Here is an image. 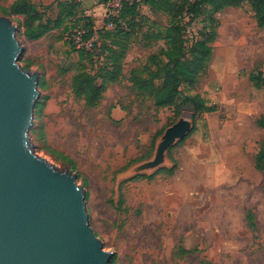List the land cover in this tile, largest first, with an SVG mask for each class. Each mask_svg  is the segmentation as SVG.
<instances>
[{
  "label": "rangeland",
  "instance_id": "374dc122",
  "mask_svg": "<svg viewBox=\"0 0 264 264\" xmlns=\"http://www.w3.org/2000/svg\"><path fill=\"white\" fill-rule=\"evenodd\" d=\"M12 1L0 0V15L16 26L23 47L19 65L37 72L42 83L37 99L42 106L33 110L28 133L32 149L60 170L76 173L89 225L112 252V264H264V169H255L253 162L264 137L255 122L264 114V86L255 87L249 79L250 72L264 74V26H256L249 4L214 14L218 25L211 58L194 84H180L177 102L200 94L217 110L193 116L188 106L178 113L174 106L155 107L151 96L131 85V71L155 68L148 57L166 47L153 35L169 24L167 13L141 3L136 17L141 26L128 36L106 38L98 32L113 28L105 26L104 17L114 12V0H101L107 10L100 14L77 0L74 14L62 25L29 39L23 34V16L1 9ZM31 1L43 20L56 17L59 0ZM207 14L184 18L187 46L212 28ZM83 16L93 23V51L76 49L70 39ZM114 42V49H124L122 76L106 85L96 106H86L73 92L72 76L85 69L99 83L109 66L104 43ZM180 119L188 122V133H168ZM162 137L168 138L162 159L152 164ZM169 145L176 162L172 175L132 179L160 165L171 167ZM248 212L254 227L246 219Z\"/></svg>",
  "mask_w": 264,
  "mask_h": 264
},
{
  "label": "water",
  "instance_id": "95a60500",
  "mask_svg": "<svg viewBox=\"0 0 264 264\" xmlns=\"http://www.w3.org/2000/svg\"><path fill=\"white\" fill-rule=\"evenodd\" d=\"M22 50L16 26L0 15V264H109L112 252L89 225L76 173L32 149L38 73L19 65ZM189 130L180 119L167 132L182 137ZM167 141H156L152 164L162 159Z\"/></svg>",
  "mask_w": 264,
  "mask_h": 264
},
{
  "label": "trees",
  "instance_id": "16d2710c",
  "mask_svg": "<svg viewBox=\"0 0 264 264\" xmlns=\"http://www.w3.org/2000/svg\"><path fill=\"white\" fill-rule=\"evenodd\" d=\"M80 1V0H79ZM77 0L57 1L58 13L52 19L43 20L42 15L36 9L31 0H13L8 7H1L5 12L11 14H19L23 16L22 26L23 34L29 39H38L46 32L62 25L64 20L75 12V6L79 4ZM171 0H122L120 7L114 13H109L104 17V24H112L113 28H106L99 31V36L111 38L113 36H128L135 26H141L137 22L136 17L139 5L145 4L152 10H159L167 13L170 17L169 24L164 30L157 31L153 35V39H162L166 43L165 48H161L158 54H151L148 60L155 68L143 66L142 71H131V85L137 93L147 94L151 96L155 107L174 106L176 113L182 108L188 106L192 109V115H199L204 112H212L217 110V105L209 103V101L200 94L186 95L182 100L177 102V96L180 94L179 86L181 83L194 84L197 77L202 73L211 58L212 48L210 43L214 40L218 25L214 14L225 7H240L244 3H248L257 27L264 26V0H182L181 2H170ZM207 9V10H206ZM208 11V20L212 28L207 32H202L200 38L195 40L190 46L184 43L182 31L184 30V18L189 21L194 17L204 14ZM83 24L79 28L87 29L85 37L93 35V23L88 17H82ZM78 28V29H79ZM72 42V41H71ZM113 42V39L111 43ZM113 44L104 43L106 51L105 58L109 66L103 68L100 76V82H96V78L85 69L78 68L77 72L72 76L71 86L74 94L82 98L86 106H96L101 97L102 92L109 83L118 82L122 76V62L124 49L116 50ZM74 45V44H73ZM82 50V48H76ZM85 50V49H83ZM93 53V52H92ZM87 56H92L86 52ZM190 56V57H188ZM162 58H165L163 60ZM249 79L255 87L264 86V74L261 71L249 73ZM160 80V84L156 81ZM42 83L38 80V87ZM42 106L41 100H37L34 104V110H39ZM256 124L264 129V114H260L255 119ZM160 132H156L157 137ZM154 137V138H155ZM173 146H169L167 157L173 162L171 167H158L150 174H136L135 178H152L157 173L172 175L176 169V162L170 156ZM58 157L70 162L71 167L74 163L65 156L52 150ZM254 167L257 170L264 169V137L259 142V147L254 155ZM246 219L251 227H254L253 215L248 212ZM113 259L109 260L112 264Z\"/></svg>",
  "mask_w": 264,
  "mask_h": 264
},
{
  "label": "built area",
  "instance_id": "2783aa9c",
  "mask_svg": "<svg viewBox=\"0 0 264 264\" xmlns=\"http://www.w3.org/2000/svg\"><path fill=\"white\" fill-rule=\"evenodd\" d=\"M122 0H114L113 1V6H115V10L116 11L117 8L120 7V3ZM114 12H105L106 16L109 13H114ZM87 32V29L85 28H77L76 30H73L70 33V39L72 41V43L74 44L75 48H82L88 51H93L94 46H95V40L94 38L91 37H85V33ZM95 54V53H94Z\"/></svg>",
  "mask_w": 264,
  "mask_h": 264
},
{
  "label": "crops",
  "instance_id": "0c3cea01",
  "mask_svg": "<svg viewBox=\"0 0 264 264\" xmlns=\"http://www.w3.org/2000/svg\"><path fill=\"white\" fill-rule=\"evenodd\" d=\"M80 1L82 2V4L84 3L83 5L86 8V10L88 9L87 11L95 12V13H99L100 14L101 12H104V11L107 10V6L105 5L104 2H101V0H96L95 4H90L88 0H80ZM160 146H161V142L158 143V149L156 150V152L158 154H161V150L159 149ZM154 149H155V147H154ZM153 155H154V152L152 154V157H153ZM165 165H166V163H165ZM162 166H164V165H160L159 167H162ZM165 167H167V166H165Z\"/></svg>",
  "mask_w": 264,
  "mask_h": 264
},
{
  "label": "bare ground",
  "instance_id": "6f19581e",
  "mask_svg": "<svg viewBox=\"0 0 264 264\" xmlns=\"http://www.w3.org/2000/svg\"><path fill=\"white\" fill-rule=\"evenodd\" d=\"M160 150H161V146H160V148H159Z\"/></svg>",
  "mask_w": 264,
  "mask_h": 264
}]
</instances>
